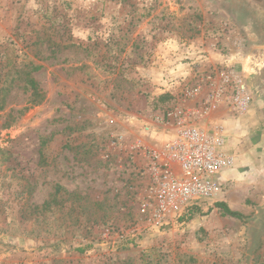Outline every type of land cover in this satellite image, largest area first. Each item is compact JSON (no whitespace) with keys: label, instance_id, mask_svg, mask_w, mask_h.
<instances>
[{"label":"rangeland","instance_id":"obj_1","mask_svg":"<svg viewBox=\"0 0 264 264\" xmlns=\"http://www.w3.org/2000/svg\"><path fill=\"white\" fill-rule=\"evenodd\" d=\"M246 48L217 0H0V264H264V169L160 225L144 175Z\"/></svg>","mask_w":264,"mask_h":264},{"label":"built area","instance_id":"obj_2","mask_svg":"<svg viewBox=\"0 0 264 264\" xmlns=\"http://www.w3.org/2000/svg\"><path fill=\"white\" fill-rule=\"evenodd\" d=\"M203 89L207 95L200 99V109L169 114V136L145 156L144 175L152 188L157 225L196 199H219L225 173L235 166V157L225 150V127L203 121L223 108L239 117L248 114L251 101L242 73L227 71L219 84L208 76L190 97L199 98Z\"/></svg>","mask_w":264,"mask_h":264},{"label":"flooded vegetation","instance_id":"obj_3","mask_svg":"<svg viewBox=\"0 0 264 264\" xmlns=\"http://www.w3.org/2000/svg\"><path fill=\"white\" fill-rule=\"evenodd\" d=\"M239 23L247 39L245 84L251 106L264 127V1L261 0H217ZM264 213V203L258 209ZM250 225L255 229L253 236L264 225V218H257Z\"/></svg>","mask_w":264,"mask_h":264},{"label":"crops","instance_id":"obj_4","mask_svg":"<svg viewBox=\"0 0 264 264\" xmlns=\"http://www.w3.org/2000/svg\"><path fill=\"white\" fill-rule=\"evenodd\" d=\"M212 119L208 125L218 121L225 127V137L228 140L225 150L236 159L235 166L225 173L224 181L226 182L224 184L229 185L231 182L237 181L243 175L252 173L251 170L254 168L263 171L264 127L255 112L250 109L247 115L239 117L223 108L213 114ZM226 120L230 121L227 123Z\"/></svg>","mask_w":264,"mask_h":264},{"label":"trees","instance_id":"obj_5","mask_svg":"<svg viewBox=\"0 0 264 264\" xmlns=\"http://www.w3.org/2000/svg\"><path fill=\"white\" fill-rule=\"evenodd\" d=\"M39 68H35V70H38ZM28 82V86L29 88L34 91V94L33 96L35 97V102L38 103V98H42V93L41 91H39L38 87H37V83L31 79V78H28L27 80ZM0 94H1V91H0ZM42 99L40 100V102L42 101ZM4 108V101L3 99L0 98V112L3 110ZM218 207L222 208L228 215L232 216V217H235V218H238V219H243V216L240 214V213H237V212H233L226 204L224 203H221L218 205ZM199 208H197V206L195 205H192L190 207L187 208V211L185 212V214L180 217V222H183V221H189L191 220L192 218H194V216L199 213Z\"/></svg>","mask_w":264,"mask_h":264},{"label":"water","instance_id":"obj_6","mask_svg":"<svg viewBox=\"0 0 264 264\" xmlns=\"http://www.w3.org/2000/svg\"><path fill=\"white\" fill-rule=\"evenodd\" d=\"M261 1H264V0H261ZM260 207H261V206H260ZM260 207H259V208H260Z\"/></svg>","mask_w":264,"mask_h":264}]
</instances>
